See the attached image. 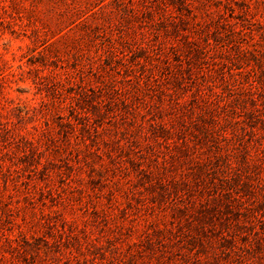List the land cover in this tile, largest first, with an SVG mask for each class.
<instances>
[{"label":"rangeland","instance_id":"obj_1","mask_svg":"<svg viewBox=\"0 0 264 264\" xmlns=\"http://www.w3.org/2000/svg\"><path fill=\"white\" fill-rule=\"evenodd\" d=\"M88 1L0 0V264H264V0H175L171 18L131 0L70 24ZM213 101L255 170L242 204L175 196Z\"/></svg>","mask_w":264,"mask_h":264},{"label":"trees","instance_id":"obj_2","mask_svg":"<svg viewBox=\"0 0 264 264\" xmlns=\"http://www.w3.org/2000/svg\"><path fill=\"white\" fill-rule=\"evenodd\" d=\"M179 1V0H178ZM131 0H90L82 7H79L74 13L73 17L70 19V24H80L84 25L88 19L91 17H95L97 14L102 13L103 10L109 5H118L120 8L125 11L130 7ZM183 0H181V4H183ZM162 9L167 12V16L169 18L174 17V14L170 11L169 6L175 4V0H161ZM164 22V19H161L158 24ZM199 22H196L195 25H199ZM178 44H171L170 51L174 55L175 60L178 59L177 49ZM162 55V53H161ZM163 61L165 63L164 68L168 69L171 66V61H169V57L167 55H163ZM242 68V67H240ZM152 77L156 78L155 75ZM230 83H225L224 91H213L215 93V99L219 97H224L223 93L225 92L227 95L232 96L230 94ZM248 92L250 89L242 88L241 86L237 91ZM207 99L208 97L200 96V99ZM233 98V99H232ZM228 101L225 102V106L229 105L232 101L238 100L236 97H232ZM202 102H206L204 100ZM208 107L214 111L211 115L210 119L212 122H216L217 125H205L200 128L202 133V138H205L206 143L210 142V146L205 151L203 147L199 149L193 150L192 154L189 157V167H185L180 170L178 177L174 179V191L175 196L183 197L187 195L191 190H196L199 188H213L216 193L212 198L214 202H219L222 197L229 198V196L234 194L233 199L238 202V204H242L243 200L238 191V179H242L241 177H245L248 180L252 177H255V170H251L250 164V154L245 145L242 142L232 143V140L236 138V134L232 132H228L225 129L226 124L231 123V116L225 111H222L221 117L218 119L221 123L218 122L217 114H220V110L223 109V106L218 104L216 101L207 104ZM232 110V109H231ZM254 111H248L245 114L249 117L253 115ZM260 123L264 126V119L260 118ZM206 124V123H204ZM166 129V126H163ZM199 131V132H200ZM193 137H197V134H193ZM191 140V139H189ZM199 140V138H198ZM227 142L230 143V147L228 151L220 152L221 148H225L227 146ZM186 148H189L187 141H183ZM191 185H193L191 187ZM207 185H210L209 187ZM191 203H194L195 197H192ZM189 201V202H190ZM190 203V204H191ZM188 205H184L181 209H188ZM197 210L199 214L197 215V219H204L211 216L212 207L206 205V201L202 202L199 200L196 204ZM247 209H251L248 207ZM188 211V210H186ZM190 217V216H189ZM188 220V218H186Z\"/></svg>","mask_w":264,"mask_h":264}]
</instances>
